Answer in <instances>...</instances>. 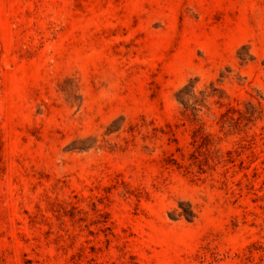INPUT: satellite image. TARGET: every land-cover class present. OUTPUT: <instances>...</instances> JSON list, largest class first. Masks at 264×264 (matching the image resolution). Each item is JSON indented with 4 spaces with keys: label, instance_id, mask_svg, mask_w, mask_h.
<instances>
[{
    "label": "rangeland",
    "instance_id": "obj_1",
    "mask_svg": "<svg viewBox=\"0 0 264 264\" xmlns=\"http://www.w3.org/2000/svg\"><path fill=\"white\" fill-rule=\"evenodd\" d=\"M0 264H264V0H0Z\"/></svg>",
    "mask_w": 264,
    "mask_h": 264
}]
</instances>
